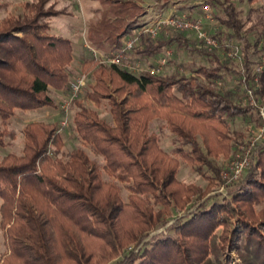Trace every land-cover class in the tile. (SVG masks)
<instances>
[{
  "label": "trees",
  "instance_id": "trees-1",
  "mask_svg": "<svg viewBox=\"0 0 264 264\" xmlns=\"http://www.w3.org/2000/svg\"><path fill=\"white\" fill-rule=\"evenodd\" d=\"M248 1L254 5L260 0ZM101 2L103 8L90 21L86 40L93 50L111 55L141 27L147 9L134 0ZM210 3L221 11L222 27L233 32L228 38L246 42L244 69L249 82L254 63L251 45L243 36L245 23L233 0ZM44 4L45 0L28 3L25 7L31 16L9 18L0 24V119L4 124L17 111L55 108L50 91L69 88L74 45L70 39L52 34L48 23L42 22L60 14L44 11ZM7 6V0H0V10ZM225 32L214 36L220 41ZM176 34L169 40L160 35L154 41L144 39L137 54L157 57L169 43L178 41L185 51L207 57L212 66L189 72L191 76H162L137 75L115 65L98 66L96 59L84 63L85 75L96 80L88 98L95 105L109 101L114 125L82 104L74 123L78 135L103 159L104 166L81 148L61 156L64 142L58 123L29 124L23 155L8 154L0 159V212L9 251L0 264H109L129 246L139 245L192 197H205L199 187L177 180L179 160L160 149L150 132L151 121L166 122L184 146L190 147L188 152L182 148L177 153L206 177L205 168L219 174L210 158L229 154L237 134H233L231 122L258 114L243 105L232 90L222 92L215 87L223 72L231 73L228 61L197 44L190 45L187 33ZM256 93L264 94V78ZM8 136L7 129L0 131V147H6ZM254 153L256 166L232 194L231 203L202 206L187 220H178L169 234L149 247L127 253L121 264H214L211 255L220 250L215 246V232L220 226L228 228L235 217L245 225V242L237 247L243 263L264 264V212L257 218L253 210L264 201V142ZM104 173L126 185L127 201L119 184L105 180ZM220 239L224 249L234 246L240 234L227 230Z\"/></svg>",
  "mask_w": 264,
  "mask_h": 264
},
{
  "label": "rangeland",
  "instance_id": "rangeland-1",
  "mask_svg": "<svg viewBox=\"0 0 264 264\" xmlns=\"http://www.w3.org/2000/svg\"><path fill=\"white\" fill-rule=\"evenodd\" d=\"M39 0H7L8 6L5 9L0 10V24L9 18H19L23 19L25 16H31L29 9H26V4H33ZM141 4L147 9V15L141 19V23L145 21H152L156 18L157 14L164 12L163 15L167 16L170 14V9L176 8L178 11H190L197 7H190L189 5L199 0H134ZM201 1V0H200ZM213 1V0H212ZM236 5L237 10L240 13V18L245 23V28L243 36L246 37L247 42L251 45L249 54L252 57L253 63L256 64L262 54H264V0H260L254 5H250L248 0H233ZM184 6V7H183ZM189 6V7H188ZM213 13L212 17L214 19L215 25L212 29L213 33L221 31L225 32V38L221 39L224 44H229L233 48H236L239 52L238 58H229V53L231 50H226L222 47L219 50L214 51L219 58L224 60L226 63L228 61L231 73H222L223 79L220 80L222 85L215 84V87L222 92H227L232 90L236 94L237 98L241 103L244 104V100L247 97L246 88L248 87L242 81V70L244 66V51L246 49V42H241L236 39L232 40L228 37L233 35L232 31L224 29L220 23L221 11L218 7L212 4ZM101 0H45L44 11L50 9L59 12L58 16L44 18L42 22L48 23L51 28V33L57 36L70 39L76 45L74 46L73 61L68 68L70 73V82L81 76H86V85L81 96L75 100L72 105H70L69 112V126L61 137L64 142V148L61 151V156L67 154L75 149H84L92 160H95L101 167L104 166L103 159L96 155L91 148L83 142L81 137L78 135L75 128V115L80 111L79 104H82L85 108L95 111L99 115L100 120H104L109 125H114L113 116L111 114V108L108 100H102L100 105H95L88 98L91 88L96 84L95 78L89 74L85 75L83 71V65L85 62L94 60V53L91 51L87 44V35L90 28V21L94 18H98V12L102 10ZM252 10V11H251ZM202 16V12H196V14ZM211 25V24H210ZM178 35L176 33H171L169 31H162L160 36L164 40H169L173 36ZM190 39H188L190 45H196L195 38L193 34H187ZM220 37V36H219ZM257 41H260L258 47H256ZM197 46V45H196ZM170 50L172 53L171 60L168 67L163 73V76H171L180 73L179 70L183 69L186 73H180V75H189V72L195 73L202 66H212L211 61L207 57H204L198 52H187L179 46L178 41H173L164 48L159 56H163L166 51ZM101 55L104 53L99 52ZM153 61V59H150ZM98 66H110L108 64H102L100 60L98 61ZM169 69V70H168ZM168 70V71H167ZM141 74V73H139ZM137 74V75H139ZM205 81V80H204ZM69 82V84H70ZM207 82V81H205ZM69 89V88H68ZM57 91V90H56ZM69 91H50V95L55 99L56 107L52 109H47L40 112L37 111H17L16 115L7 123L4 124L0 119V131L7 129L10 136L5 138L6 147H0V159L4 158L8 154H15L18 156L23 155L25 147V128L36 122L52 124L58 123L59 127L65 118L67 117L60 109V104H63L67 100ZM175 94L179 96L177 90L175 89ZM264 99V94L260 96ZM54 109V110H53ZM256 110V109H254ZM257 114L258 111L256 110ZM259 115L250 116L248 118L237 117L231 122V130L234 133L233 139L230 143L231 147L229 154H221L218 157L210 158V161L219 169L218 176H215L211 171L205 168V175L203 177L201 174L196 172L194 168L182 159L181 155L177 153V150L184 149L187 152L190 151V147H185L183 142L171 132L164 120L156 118L150 123V132L154 134L160 146V149L165 153L172 155L179 160V169L177 173V180L187 186H197L206 193L204 198H200L198 195L191 198V200L185 205V207L178 209L171 215L168 221L161 225L159 228L153 230L148 237H146L139 245H131L125 252H122L117 258L110 261L109 264H121L126 259V254L132 251L140 252V250L145 247H149L155 240L164 237L169 234L172 227L177 223L178 220H187L192 217L196 212H198L202 206L210 208L215 202H229L231 203L232 194L237 192L242 183L246 180L247 176L256 166L258 157L255 153L246 155L247 152L243 151L242 148L246 147L247 144L252 140V132L256 131L261 124ZM200 144L203 146L202 139L198 137ZM55 151V148L52 149ZM206 150V149H205ZM204 150V151H205ZM206 152V151H205ZM240 156L242 160L248 157V165L244 168L242 176L238 181L227 180L232 173L233 162ZM259 172V171H258ZM228 177V178H227ZM227 178V179H226ZM104 179L107 181H114L119 184L115 179L109 177L104 173ZM122 190V197L125 201L128 200L130 193L126 190L125 184H119ZM2 205V200L0 199V208ZM253 210L257 218L261 217L264 212V201L257 203ZM229 230L233 232L235 230L239 231L240 239H238L234 246H227L222 249V240L220 239L222 235ZM264 230V228H263ZM245 225L238 221L237 218H233L229 227L227 225L220 226L216 232V243L215 246L220 250L211 255V259L214 264H244L241 258V253L237 247L245 242ZM218 245V246H217ZM9 254L8 248L6 247L5 230L2 228V217L0 212V263H2L3 258Z\"/></svg>",
  "mask_w": 264,
  "mask_h": 264
},
{
  "label": "built area",
  "instance_id": "built-area-1",
  "mask_svg": "<svg viewBox=\"0 0 264 264\" xmlns=\"http://www.w3.org/2000/svg\"><path fill=\"white\" fill-rule=\"evenodd\" d=\"M192 7H197L202 16L199 13L194 15L191 11H178L176 8L170 9V14L167 16L163 15L164 12L157 14L156 18L152 21L148 20L141 23V27L133 31L128 37L122 42V47L111 55H101L98 51H91L94 53L95 59L100 60L102 64L115 65L124 68L135 74L149 73L151 75H162L165 73L166 68L172 57L170 50H165L166 53L163 56H157L152 58H143L137 54L138 49L143 48V40H156L162 31H169L171 33H184L193 34L197 46L199 49L207 52H214L224 47L226 50H231L229 58H238L239 52L236 48H233L229 44L221 45L220 41L214 36L212 31L215 22L212 17L213 7L210 0H199L190 4ZM211 24V25H210ZM150 59H153L151 61ZM180 73H186L183 69L179 70ZM165 76V75H164ZM252 80L248 82L246 72L243 66L242 70V81L248 86L246 88L247 97L244 100L243 105H249L251 108L258 111L261 124L258 129L252 132L251 137L253 138L243 147L242 150L249 154H253L257 149V146L264 142V99L258 92L262 87V79L264 78V54L260 57V60L253 65L251 72ZM216 84L222 85V82L218 81ZM86 85V76H81L74 79L69 84V94L67 100L60 104L61 111L67 116L62 121L59 128V134H63L65 129L69 126V112L70 105L77 100L83 93ZM253 87V88H252ZM249 158L246 157L244 160L237 156L233 162L232 173L227 180L238 181L242 176V172L246 165H248Z\"/></svg>",
  "mask_w": 264,
  "mask_h": 264
},
{
  "label": "crops",
  "instance_id": "crops-1",
  "mask_svg": "<svg viewBox=\"0 0 264 264\" xmlns=\"http://www.w3.org/2000/svg\"><path fill=\"white\" fill-rule=\"evenodd\" d=\"M190 7H192V5H189ZM188 6V7H189ZM184 7V6H183ZM195 8V7H194ZM194 15H196V12H198V8H195L193 11L192 10H190ZM68 39V38H67ZM73 43V45L75 46L76 44L74 43V42H72ZM169 70V69H168ZM167 70V71H168ZM52 91H55V92H57L56 90H52ZM47 109H52V108H45V109H41V110H39L40 112H42L43 110H45L46 111V113H49L48 112V110ZM54 110V109H53ZM50 114V113H49Z\"/></svg>",
  "mask_w": 264,
  "mask_h": 264
}]
</instances>
